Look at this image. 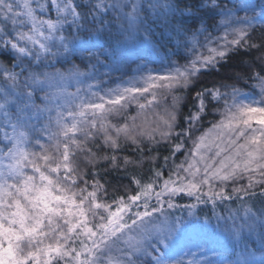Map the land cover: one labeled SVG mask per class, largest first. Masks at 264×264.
Wrapping results in <instances>:
<instances>
[{"label":"snow or ice","instance_id":"1","mask_svg":"<svg viewBox=\"0 0 264 264\" xmlns=\"http://www.w3.org/2000/svg\"><path fill=\"white\" fill-rule=\"evenodd\" d=\"M0 60V264H264V0H0Z\"/></svg>","mask_w":264,"mask_h":264},{"label":"trees","instance_id":"2","mask_svg":"<svg viewBox=\"0 0 264 264\" xmlns=\"http://www.w3.org/2000/svg\"><path fill=\"white\" fill-rule=\"evenodd\" d=\"M87 38V36H82L81 37V39H86ZM71 59V58H70ZM84 61V64H86L85 63V60H86V58L82 55V57H80V56H78V55H76V57H75V59L72 61V63H75V64H80L81 63V61ZM245 64H247L248 63V58H245ZM3 63V61L2 60H0V64H2ZM58 67H59V65H58ZM64 67H70V64H65L64 65ZM81 67H83V65H81ZM232 71H240V72H242V69H241V67H240V62L239 61H236V62H234L233 63V65H232ZM251 84H252V82H249L248 84H246L245 85V90H249V88H250V86H251ZM119 155L121 156V157H123L124 155H126V153H124V152H121V153H119ZM157 154H155V153H153V156H156ZM131 158V157H130ZM183 157H180V159H182ZM144 163L147 165V164H150L151 162H152V157H149V156H145L144 158ZM86 160H87V157H81L80 158V165H81V168L83 169V171H85V172H88V173H94L95 171H97L98 169L101 171V174L103 175V170H102V168H101V165L100 164H87L86 166H85V164H86ZM156 162H161L162 163V159H160V160H157ZM137 171L139 172V171H143V169L142 168H138L137 169ZM128 176H126L125 174H124V169L123 168H121V170H120V172L119 173H113L111 176H105L104 177V180L105 181H108L109 183H111L112 185H115V186H117V187H120V185H126V184H128ZM102 183H103V181H102ZM120 190L121 191H123V189L122 188H120ZM111 192H112V189H110V194H111ZM188 202V201H187ZM186 202V198H185V200H183L182 201V203H187ZM204 210L199 214L200 215V222H204L205 221V219L208 217V216H210L211 215V213H210V209H211V206L210 205H208V206H201ZM220 211H221V209H217V214H219L220 213ZM216 223V221H215V219L213 218L212 220H211V224H215ZM228 242H230V240H227ZM231 244H233V243H231ZM243 247V245H241V248ZM237 251H239V249H237ZM258 253V252H257Z\"/></svg>","mask_w":264,"mask_h":264},{"label":"rangeland","instance_id":"3","mask_svg":"<svg viewBox=\"0 0 264 264\" xmlns=\"http://www.w3.org/2000/svg\"><path fill=\"white\" fill-rule=\"evenodd\" d=\"M214 35H215V33H214ZM76 55H78V56H80V57H82V55L80 54V53H77ZM152 58H150V57H146V60H140V61H138L139 63H145L147 60H151ZM133 60H136V57L135 56H132V58L128 61V63L131 65V67H132V69H134L135 67H136V64L135 63H132V61ZM184 61H180V63H183ZM85 63L87 64V60H85ZM150 67H154V66H156V62L155 61H153L152 63H150V65H149ZM81 69L82 70H84L83 69V67H81ZM108 69L107 68H104V67H101L100 68V71L101 72H105V71H107ZM120 74L119 73H116L114 76H113V78H112V80H110L109 81V83L110 84H113V86H115V81H116V76H119ZM129 75H132V73H129ZM125 79H127L128 77L126 76V77H124ZM70 91H74L75 89L74 88H70L69 89ZM133 114H135V112H133ZM212 117L210 116L209 117V119H211ZM210 125H208L207 124V122H205V127H209ZM183 159V158H182ZM188 200H187V198H186V202H187ZM189 202V201H188ZM203 223V222H202ZM211 226H215V224H211ZM221 242H222V244H223V246L224 247H226V248H229L230 250H231V248L233 247V244H231V243H233V241H231L230 240V242H228L227 241V239H224L223 237L221 238ZM211 255V254H210ZM259 253H256V256H257V258H259Z\"/></svg>","mask_w":264,"mask_h":264}]
</instances>
